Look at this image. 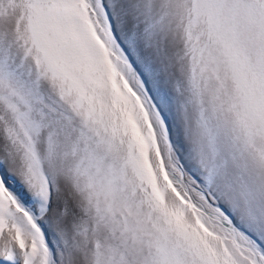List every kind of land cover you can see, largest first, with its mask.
<instances>
[{"label":"snow or ice","instance_id":"obj_1","mask_svg":"<svg viewBox=\"0 0 264 264\" xmlns=\"http://www.w3.org/2000/svg\"><path fill=\"white\" fill-rule=\"evenodd\" d=\"M0 264H264V0H0Z\"/></svg>","mask_w":264,"mask_h":264}]
</instances>
